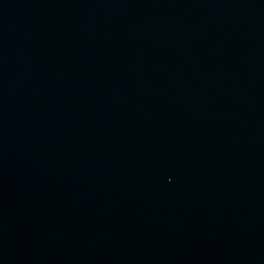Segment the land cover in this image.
<instances>
[{
	"label": "water",
	"instance_id": "1",
	"mask_svg": "<svg viewBox=\"0 0 264 264\" xmlns=\"http://www.w3.org/2000/svg\"><path fill=\"white\" fill-rule=\"evenodd\" d=\"M0 264H264V0H0Z\"/></svg>",
	"mask_w": 264,
	"mask_h": 264
}]
</instances>
